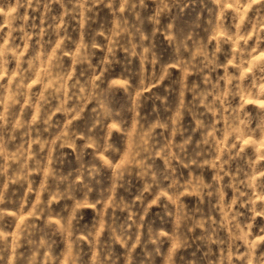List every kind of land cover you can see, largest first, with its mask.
Returning a JSON list of instances; mask_svg holds the SVG:
<instances>
[{"label":"clouds","instance_id":"obj_1","mask_svg":"<svg viewBox=\"0 0 264 264\" xmlns=\"http://www.w3.org/2000/svg\"><path fill=\"white\" fill-rule=\"evenodd\" d=\"M0 264H264V0H0Z\"/></svg>","mask_w":264,"mask_h":264}]
</instances>
